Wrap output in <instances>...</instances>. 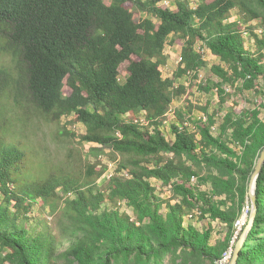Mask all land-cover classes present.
Returning <instances> with one entry per match:
<instances>
[{
	"label": "trees",
	"instance_id": "obj_1",
	"mask_svg": "<svg viewBox=\"0 0 264 264\" xmlns=\"http://www.w3.org/2000/svg\"><path fill=\"white\" fill-rule=\"evenodd\" d=\"M173 3L0 0V259L220 264L235 251L242 234L235 238V222L251 201L248 183L264 150V102L228 111L218 133L219 112L201 107L207 117L187 115L193 104L176 111L174 137L160 126L187 93L179 80L198 78L208 64L204 48L220 60L211 70L222 104L228 86L264 99V0ZM136 12L148 16L136 20ZM179 40L182 60L165 77L166 47ZM77 123L85 133L68 129ZM43 127L67 137L63 145L79 137L110 147L116 167L106 184L99 179L109 165L101 160L69 153L56 162L43 153L30 139ZM152 178L171 186L172 196L157 194ZM256 195L257 215L236 264H264V165ZM208 218L226 234L213 239Z\"/></svg>",
	"mask_w": 264,
	"mask_h": 264
},
{
	"label": "rangeland",
	"instance_id": "obj_2",
	"mask_svg": "<svg viewBox=\"0 0 264 264\" xmlns=\"http://www.w3.org/2000/svg\"><path fill=\"white\" fill-rule=\"evenodd\" d=\"M194 2H192L193 4ZM172 4L173 0H172ZM233 15L235 17L239 16V12L237 9L234 10ZM148 16L146 13L136 12L135 18L136 20H139L140 18ZM252 25L256 27L258 26V33H261L263 31V28H261L259 25L258 20H253ZM247 40V45L251 47L250 43H253V37L249 38V34L245 35ZM180 41V40H179ZM182 41L180 43H174L170 44L166 47V54L168 55V61L166 64H164L161 69L163 71V74L165 77L173 76L174 72H176L178 68V61L180 58L181 53V47H182ZM201 43H199L200 45ZM198 45V46H199ZM205 59L207 60L208 64L203 67L200 72L198 73V78L193 77H183L179 80V83H185L188 87L187 93L183 96L177 98L172 103V109H176V111H182V110H188V107H191V104L193 106L191 107L193 114H190V112L187 111V115L195 116L196 118L201 117H207L206 111L203 110L201 107H208V112L211 114L214 111L219 112L217 114V129L216 133H218L220 130L218 128L219 124L223 121L224 115L231 110L241 111L243 109H253L257 106H260L261 103L264 102V99L261 95L254 93L251 90H245L243 92H240L237 88L233 86H228V94L226 95V102L222 104L220 97L218 95V89H217V83L219 82V77L215 75L211 67L214 64L220 63L219 58L214 56L210 49H205ZM200 85H209L211 89L209 91H206L201 88ZM264 116V108L262 109ZM173 114V113H172ZM177 113L173 115V118L171 120H177ZM169 118V117H168ZM66 119L63 120L65 122ZM174 121V122H175ZM180 121V119H179ZM172 122L167 125L165 128L166 134L169 136V138L174 137V135H171V126ZM216 126V125H215ZM61 128L60 126H56L57 128ZM68 129L71 131H75L76 133L82 134L86 132V127L82 123H77L75 125L68 126ZM53 130V129H52ZM51 128H41L38 129L36 132L30 134V139L35 142V145L42 149L43 153H46L49 157L54 159L56 162L62 161L63 158H65L69 153H72L74 157H76L79 153L83 156H86L90 161H98L101 160L103 164H109L111 165L109 170L105 173V175L99 179L100 184H106V181L110 177L109 175L114 173L116 162L112 161L110 159V155L112 153V150L110 147L91 143V142H85L81 143L79 142V137L76 138V140H71L69 142H66L65 145L61 144L60 141H68L67 137H64L65 140H59L55 137V135L51 134ZM61 130V129H60ZM171 136V137H170ZM95 148L99 149L97 152ZM45 149H48L47 151ZM102 154L101 158H99V155ZM168 157H172V154H167ZM36 160V159H35ZM152 182L157 187V194L164 198H168L172 196L171 186H165L162 184V182L158 179L152 178ZM250 185V181L248 183ZM208 185H205L204 188H206ZM250 188V186H249ZM250 190V189H249ZM178 201V199H173V202ZM123 210H127L132 213V208L128 207L127 205H123ZM48 214V211L47 213ZM51 216V215H50ZM51 219V217H50ZM206 221H211L214 225V232H213V239L218 238L226 234V229H224L223 224L219 220L212 221L210 218H208ZM243 233V231H242ZM0 254L3 258L4 253L3 250L0 248ZM231 260V259H230ZM230 262V261H229ZM0 264H10L8 261H4L3 259H0Z\"/></svg>",
	"mask_w": 264,
	"mask_h": 264
},
{
	"label": "built area",
	"instance_id": "obj_3",
	"mask_svg": "<svg viewBox=\"0 0 264 264\" xmlns=\"http://www.w3.org/2000/svg\"><path fill=\"white\" fill-rule=\"evenodd\" d=\"M200 48V45L198 46ZM206 48H204V51H205ZM209 49V48H207ZM211 51V50H210ZM182 60V57H181V53H180V58H179V61H178V64L180 63V61ZM162 67V66H161ZM162 70V69H161ZM173 113V114H172ZM176 113V109H172V105L171 107L169 108L167 114H166V119L164 120L163 124L160 126L161 130L164 132V134L169 137L166 132H165V128L167 127V125L169 123H173L175 120H171L173 118V115H175ZM169 117V118H168ZM184 125H187L188 127H190V129L192 130H195V128L193 127V125L186 121L184 123ZM172 126V124H171ZM154 127V126H153ZM171 135H173L172 133V129H171ZM171 137V136H170ZM172 138V137H171ZM102 154L99 155V158H101ZM109 165V164H108ZM111 165H109V168H110ZM109 170V169H108ZM105 175V174H104ZM112 175V174H111ZM109 175V176H111ZM251 212H252V203L250 201V199H247L246 203L243 205V208H242V214L241 216L236 220L235 222V228H236V231H235V238L237 237V235L243 231V229L248 225V222H249V219H250V215H251ZM234 238V239H235ZM233 252H234V248L231 246L228 251H226L223 255V258L221 259L220 261V264H228L230 259L232 258V255H233Z\"/></svg>",
	"mask_w": 264,
	"mask_h": 264
},
{
	"label": "water",
	"instance_id": "obj_4",
	"mask_svg": "<svg viewBox=\"0 0 264 264\" xmlns=\"http://www.w3.org/2000/svg\"><path fill=\"white\" fill-rule=\"evenodd\" d=\"M264 165V150L262 151V153L260 154V157L257 161V164H256V168H255V171L253 172L252 174V177H251V180H250V190H249V193H250V197H251V203H252V212H251V215H250V219H249V223L248 225L245 227V229L243 230V233L241 234V237L236 245V248H235V251L233 253V256H232V259L230 260V262L228 264H236L237 263V260H238V257H239V253H240V250L243 248L245 242H246V239L252 229V226L254 224V221H255V218H256V215H257V205H256V189H257V180H258V177L261 173V170H262V167Z\"/></svg>",
	"mask_w": 264,
	"mask_h": 264
}]
</instances>
